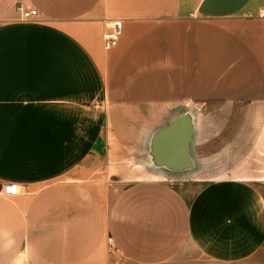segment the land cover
Listing matches in <instances>:
<instances>
[{
	"label": "crops",
	"instance_id": "crops-1",
	"mask_svg": "<svg viewBox=\"0 0 264 264\" xmlns=\"http://www.w3.org/2000/svg\"><path fill=\"white\" fill-rule=\"evenodd\" d=\"M0 264H264V0H0Z\"/></svg>",
	"mask_w": 264,
	"mask_h": 264
},
{
	"label": "water",
	"instance_id": "water-1",
	"mask_svg": "<svg viewBox=\"0 0 264 264\" xmlns=\"http://www.w3.org/2000/svg\"><path fill=\"white\" fill-rule=\"evenodd\" d=\"M195 132L194 116L183 113L157 129L150 140L148 157L154 166L171 171H184L195 166L191 140Z\"/></svg>",
	"mask_w": 264,
	"mask_h": 264
},
{
	"label": "built area",
	"instance_id": "built-area-1",
	"mask_svg": "<svg viewBox=\"0 0 264 264\" xmlns=\"http://www.w3.org/2000/svg\"><path fill=\"white\" fill-rule=\"evenodd\" d=\"M18 9L21 13V19L23 20H32L38 16L37 8H26L22 4H19ZM109 28L110 31L106 32L104 35L107 47L116 45L122 33V25L120 21L114 22ZM6 190L7 192H13V186L10 184L7 185Z\"/></svg>",
	"mask_w": 264,
	"mask_h": 264
},
{
	"label": "rangeland",
	"instance_id": "rangeland-1",
	"mask_svg": "<svg viewBox=\"0 0 264 264\" xmlns=\"http://www.w3.org/2000/svg\"><path fill=\"white\" fill-rule=\"evenodd\" d=\"M198 114H196L198 126H226V116L221 114H210L209 110L203 107L198 108ZM189 178H182V181H188ZM174 181L176 184L179 183V178L173 177L170 181ZM113 197V195H111Z\"/></svg>",
	"mask_w": 264,
	"mask_h": 264
}]
</instances>
